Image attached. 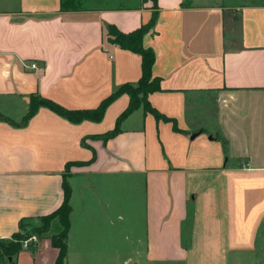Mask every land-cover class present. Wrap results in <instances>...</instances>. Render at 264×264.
<instances>
[{"label": "crops", "instance_id": "obj_1", "mask_svg": "<svg viewBox=\"0 0 264 264\" xmlns=\"http://www.w3.org/2000/svg\"><path fill=\"white\" fill-rule=\"evenodd\" d=\"M155 11L142 41L160 79L149 102L170 120L141 106L103 139L126 93L99 122L46 106L23 127L0 120V239L62 204L72 162L67 259L82 201L124 204L126 224L109 220L112 252L127 248L137 264H264V0H0V113L20 122L33 96L94 109L136 85L141 55L111 43L106 29L131 32ZM57 256L44 237L17 264Z\"/></svg>", "mask_w": 264, "mask_h": 264}, {"label": "trees", "instance_id": "obj_2", "mask_svg": "<svg viewBox=\"0 0 264 264\" xmlns=\"http://www.w3.org/2000/svg\"><path fill=\"white\" fill-rule=\"evenodd\" d=\"M157 18L158 12L155 11L148 23L127 33L122 32L115 25H109L106 29L108 40L111 43L141 55L142 75L136 85L130 83L122 85L94 109H67L46 97L33 96L30 110L20 122H16L2 113H0V120L14 126L23 127L27 125L40 106H46L74 123H79L84 120L99 122L103 119L108 106L125 93L130 97L129 105L118 117L115 128L102 135L103 139L111 138L119 133L121 122L141 106L144 107L145 111L153 113L157 119L170 120V118L152 107L149 102V94L160 89V79L153 77L152 73L155 53L152 48H145L142 41L145 34L154 27ZM72 164L74 163L71 162L66 165L63 181L64 200L62 204L50 214L21 219L19 222V230L10 239H0V264H17V256L24 249L25 240L32 236H36L37 241L44 237H49L53 246L58 248V256L55 264H65L68 255V238L71 229L70 215L73 210L70 204L71 186L68 182L70 166ZM37 241H30L28 248H34Z\"/></svg>", "mask_w": 264, "mask_h": 264}, {"label": "rangeland", "instance_id": "obj_3", "mask_svg": "<svg viewBox=\"0 0 264 264\" xmlns=\"http://www.w3.org/2000/svg\"><path fill=\"white\" fill-rule=\"evenodd\" d=\"M126 189L128 190V188ZM117 193L120 194V197L122 198L130 196V193H127L124 189H122L121 192L117 191ZM108 194L112 195V193ZM108 203L110 205V201H108ZM140 204L142 210L143 203ZM118 205L121 204L115 203L113 206L106 207V204L101 203L99 205V203L96 202L92 203L90 207H84L81 201L78 214L75 216L74 229L71 238L72 249L69 258L66 260V264H137L138 259L134 257H126V255L129 254L127 248H124L122 256H115L112 252L115 242L114 232H112L109 220H113L114 223L120 224V222L127 217L128 213L124 204H122V207L125 210ZM107 220L108 222H105ZM124 223L125 221L123 220V224ZM123 229H126L124 225ZM85 236L89 237L87 241L84 240ZM122 243L124 246L129 244V242ZM103 249H106L107 255L92 254L93 251L98 253V251L100 252ZM84 250L87 251L86 256L84 255L85 253L83 254L81 252Z\"/></svg>", "mask_w": 264, "mask_h": 264}, {"label": "built area", "instance_id": "obj_4", "mask_svg": "<svg viewBox=\"0 0 264 264\" xmlns=\"http://www.w3.org/2000/svg\"><path fill=\"white\" fill-rule=\"evenodd\" d=\"M32 67L33 68H36V65L35 64H32ZM30 241H37V237L36 236H32L29 239L25 240V242H24V248H28Z\"/></svg>", "mask_w": 264, "mask_h": 264}, {"label": "water", "instance_id": "obj_5", "mask_svg": "<svg viewBox=\"0 0 264 264\" xmlns=\"http://www.w3.org/2000/svg\"><path fill=\"white\" fill-rule=\"evenodd\" d=\"M27 100L29 101L30 99H29V98H27Z\"/></svg>", "mask_w": 264, "mask_h": 264}]
</instances>
